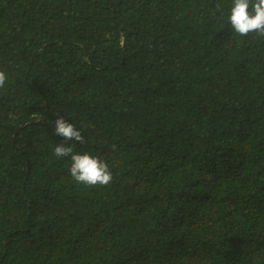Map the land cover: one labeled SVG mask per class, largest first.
<instances>
[{"label": "trees", "instance_id": "1", "mask_svg": "<svg viewBox=\"0 0 264 264\" xmlns=\"http://www.w3.org/2000/svg\"><path fill=\"white\" fill-rule=\"evenodd\" d=\"M230 4L0 0V264H264V35Z\"/></svg>", "mask_w": 264, "mask_h": 264}, {"label": "clouds", "instance_id": "2", "mask_svg": "<svg viewBox=\"0 0 264 264\" xmlns=\"http://www.w3.org/2000/svg\"><path fill=\"white\" fill-rule=\"evenodd\" d=\"M227 22L232 31L245 36L249 33L264 35V0H231ZM8 80L5 71L0 70V88ZM51 124V136L59 137L65 143H55L52 147L54 157L68 158V174L71 179L84 186H107L113 177L109 163L99 155L89 151H77L74 146L80 144L84 137L81 126L70 117L55 115ZM46 125V126H47Z\"/></svg>", "mask_w": 264, "mask_h": 264}]
</instances>
